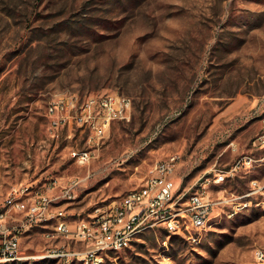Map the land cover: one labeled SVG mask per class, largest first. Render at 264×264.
<instances>
[{
    "label": "rangeland",
    "instance_id": "374dc122",
    "mask_svg": "<svg viewBox=\"0 0 264 264\" xmlns=\"http://www.w3.org/2000/svg\"><path fill=\"white\" fill-rule=\"evenodd\" d=\"M105 95L129 98L131 109L102 139L75 124L51 136V102ZM262 133L264 0H0V211L28 184L49 193L51 210H65L68 221L88 220L169 155L180 157L172 176L180 191L242 156L255 160L208 185L212 200L229 201L208 228H143L98 264H253L264 207L232 200L264 180V145L254 146ZM73 150H88L89 162L80 165ZM23 215L14 210L10 221ZM52 232L48 222L29 227L19 256L0 264H86L51 254L84 248Z\"/></svg>",
    "mask_w": 264,
    "mask_h": 264
},
{
    "label": "built area",
    "instance_id": "2783aa9c",
    "mask_svg": "<svg viewBox=\"0 0 264 264\" xmlns=\"http://www.w3.org/2000/svg\"><path fill=\"white\" fill-rule=\"evenodd\" d=\"M59 109L58 117H50V110ZM131 109V101L119 95H105L100 98L88 97L80 100L75 96L62 97L51 102L47 108L49 124L55 134L73 123L80 127L95 130L99 139L114 120L126 119ZM264 145V133L254 140V146ZM72 157L85 165L91 158L88 150H74ZM180 157L172 154L156 162L153 175L144 184L129 191L119 201L111 204L92 219L68 221L65 210H51L53 197L35 191L31 185L13 188L6 198L4 209L0 211V260L19 256L20 237L25 228L37 223H52L53 238H66L70 242L83 245V249H70L62 245L50 253L59 257H71L93 264L102 261L108 251H119L130 247L136 238H129V231L142 226L158 227L160 230H173V234H190L200 231L202 215H215L209 211V204H228V200H212L210 194H204V185L199 179L191 187L180 191V183L165 182L166 174H175ZM255 160L252 157L238 158L230 169L210 171L201 177L207 182H224L242 169L251 168ZM64 197H71V191H64ZM239 209L249 208L257 202H264V180L252 179L250 189L236 197ZM23 213L22 219L10 221L12 211ZM113 223L124 224V231H112ZM70 245V244H69ZM253 264H264V246L258 247V255Z\"/></svg>",
    "mask_w": 264,
    "mask_h": 264
},
{
    "label": "bare ground",
    "instance_id": "6f19581e",
    "mask_svg": "<svg viewBox=\"0 0 264 264\" xmlns=\"http://www.w3.org/2000/svg\"><path fill=\"white\" fill-rule=\"evenodd\" d=\"M59 116V109H52L50 110V117H58ZM173 174H166L165 175V182H175L172 179ZM216 182V181H214ZM212 183V181L207 182V178H205L204 180L199 181V185H204V194H209L208 192V185H210ZM259 205H262L264 207V202H259ZM257 205V204H256ZM217 207V204H209V211H214L215 208ZM212 218L213 215H202V221L200 222V230L202 229H206L209 226H211L212 224ZM34 226V225H32ZM32 226H28L27 228H25V231L28 230L29 227ZM143 228H149V226H142L138 228V231H141ZM158 227H151V229H155ZM112 231H124V224L121 223H113L112 224ZM168 233H173V230H166ZM136 231H129V238H133L135 235ZM258 255V247L255 248L254 250V254H253V263H255V259ZM18 256H11V257H7L4 260H0V261H10V260H14L15 258H17ZM93 264H98V262H95Z\"/></svg>",
    "mask_w": 264,
    "mask_h": 264
},
{
    "label": "crops",
    "instance_id": "0c3cea01",
    "mask_svg": "<svg viewBox=\"0 0 264 264\" xmlns=\"http://www.w3.org/2000/svg\"><path fill=\"white\" fill-rule=\"evenodd\" d=\"M70 125H73V123H70L69 125H67V126H70ZM48 130H49V132H50V134H51V136L52 137H55L57 134H55L54 133V131L51 129V127H50V124H49V118H48ZM58 136V135H57ZM74 151V150H73ZM209 172V171H208ZM201 177V176H200ZM199 177V178H200ZM198 178V179H199ZM197 179V180H198ZM175 180L177 181V183H180V182H182L181 181V179L180 178H178V176H175ZM197 180L194 182V183H192V185H194L196 182H197ZM23 184H21V185H18V186H16V187H14V188H18V187H20V186H22ZM25 185H28V184H25ZM46 195H49V193H45ZM52 194H54V193H52Z\"/></svg>",
    "mask_w": 264,
    "mask_h": 264
}]
</instances>
